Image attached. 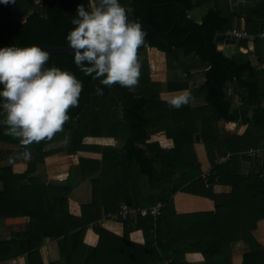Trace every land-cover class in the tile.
I'll return each mask as SVG.
<instances>
[{
    "label": "trees",
    "instance_id": "trees-1",
    "mask_svg": "<svg viewBox=\"0 0 264 264\" xmlns=\"http://www.w3.org/2000/svg\"><path fill=\"white\" fill-rule=\"evenodd\" d=\"M256 1L231 10L227 0L226 9L222 0H121L130 18L159 31L175 23L172 41L187 36L172 43L144 30L145 43L138 49L141 75L133 90L101 85L104 94L98 96L94 89L98 81L75 66L73 54H49L48 63L75 72L83 90L78 106L68 110L71 119L64 128L51 139L27 146L31 159L18 155L23 146L6 135L7 126L0 123V144L14 147H0V219L27 218L24 224L7 226L0 240V264L18 256H25L26 264H43L40 247L48 237L56 239L59 254L48 264H60L61 259L63 264H231L232 237L241 235L234 233H243L246 245L240 264H264V249L252 235L264 218V66L253 65L240 51L226 56L213 40L217 33L237 27L234 22L240 18L247 31H262L264 0ZM78 3L87 8L94 0H41L40 7L35 0L0 3V46H68L65 34ZM240 42L264 46V38ZM146 47L164 53L166 70H197L186 80L165 83L168 91L189 89L188 104L171 108L161 98L162 84L150 77ZM257 58L262 63L259 54ZM197 75L204 79L192 86ZM231 85L240 96L239 106L232 104ZM220 121H239L246 128L241 134L222 136ZM159 132L173 140L172 147L152 140ZM66 138L69 153L91 155H78L76 164L67 173L50 176L52 181L33 175L36 164L49 153L43 147ZM101 138L111 141H95ZM196 141L203 144L208 167L202 168L195 155ZM250 148L260 149V156L246 154ZM225 155L228 158L221 161ZM17 160L26 162L24 171H13ZM242 160L252 164L248 172L241 171ZM207 169L209 175L203 176ZM74 178L87 181L91 191L79 215L69 209ZM217 184L229 185L231 191L217 193L213 189ZM181 194L197 198L201 210L177 208ZM157 199L163 205L156 216L118 220L121 235L98 222L120 203L150 206ZM133 229L143 231L142 244L129 239ZM190 251L200 252L202 259L187 261L184 255Z\"/></svg>",
    "mask_w": 264,
    "mask_h": 264
},
{
    "label": "clouds",
    "instance_id": "clouds-1",
    "mask_svg": "<svg viewBox=\"0 0 264 264\" xmlns=\"http://www.w3.org/2000/svg\"><path fill=\"white\" fill-rule=\"evenodd\" d=\"M69 23L65 40L73 63L98 81L95 94L102 96L104 87L116 84L133 90L141 75L138 49L145 43L139 18H130L121 0H94L87 8L78 3ZM48 61V49L37 43L0 46V123L7 126L6 135L19 140L24 150L18 155L25 160L31 159L28 145L51 139L64 128L71 119L68 110L78 106L83 90L75 72ZM190 98L183 89L165 102L178 109Z\"/></svg>",
    "mask_w": 264,
    "mask_h": 264
},
{
    "label": "crops",
    "instance_id": "crops-1",
    "mask_svg": "<svg viewBox=\"0 0 264 264\" xmlns=\"http://www.w3.org/2000/svg\"><path fill=\"white\" fill-rule=\"evenodd\" d=\"M250 1H251L250 6H253V4L257 2L256 0H250ZM227 6H229L231 10H234L231 8L229 0H227ZM242 7H246V6H242ZM242 7H239V8H242ZM239 8H236V9H239ZM222 9H226V3L224 2V0H222ZM244 22H245L244 18H240L239 21H235L234 24L237 27H244ZM238 51L247 53L249 58L250 56L253 57L252 58L253 65H257L258 67L264 66V46L262 43H260L259 46H255L253 43H247V46H245V45H242L240 42L239 46H236L233 48V51L230 56L235 55ZM144 53H145L146 60L151 66L150 67L151 79L153 81H157L162 84V91L160 92V96L162 99L166 100L167 97L174 95V94H178V92L180 91V90L168 91L165 86L167 79H172L176 81L186 80L189 74L195 73L197 71L196 69H192L190 70L189 73H187L186 71H182L179 69L171 70V71L166 70L165 57H164L163 52H161L160 50L154 47H146ZM257 54H259L262 58V63L260 64H259V59L257 58ZM203 79L204 78L201 75H197L195 79L191 81V83L193 84L192 86L199 85L200 83H202ZM262 90H264V85L262 86ZM229 94L232 95L233 106H239L241 104L240 96L234 93L233 85L230 86ZM262 104H264V101L262 102ZM219 126L222 132V136H226L229 134H241L246 128V124L239 122V121L236 123H223L220 121ZM196 139H197V136H196ZM152 140L158 141L160 145L164 148H170L173 146V140L169 137H166V135L163 134L162 132L152 135ZM65 141H67V138L66 140L53 142L43 147V150L48 151L49 153L43 157L42 162H38L36 164L35 172H33V175H37L39 177H46L47 181L48 180L52 181V178L50 176L55 175V174L67 173L69 166L76 164L78 155L80 154L86 155V156L91 155L88 152H80L78 154L69 153L66 150L67 145L65 144L66 146L63 147ZM95 141L101 142V143H107L111 141V138H101ZM193 147H194L196 157L201 161V167L202 168L208 167L207 157L205 155V150L203 148V144L201 143V141L194 142ZM257 150H260V149H257ZM246 154H248V151L246 152ZM94 155L96 156V154ZM57 159H60L62 163H58ZM59 164L61 165L58 166ZM251 167H252V164L249 161H246V160L241 161V171L242 172H248ZM25 168H26V162L22 160H17L12 163V169L14 172H22L24 171ZM89 188H90V185H89ZM213 189L217 193H229L231 191V187L229 185H224V184H217L213 187ZM81 196L82 195L80 194L79 191H77V189L75 188L72 189L70 197H69V209L73 214L79 215L80 205L90 200V196H89V199L87 201L81 203V200H82V198L80 199ZM178 197L180 198L176 199V203H175V206L177 208H180L181 210H183V208L187 206L186 208L187 210L186 209L185 210L189 212L190 211L195 212V211L201 210L199 207L202 208V205L199 202L197 203V198H195L194 196H189L187 194H181ZM26 221H27V218L24 216L0 219V240H2L7 226H11V225L19 226L21 224H24ZM101 225L107 230L115 234H118V235H121L123 232V225H122V222L120 221L105 220L101 223ZM235 234L242 235L243 233H234L233 235ZM241 235L232 237L233 242L229 246V251L231 255V259H230L231 264H240L241 259H242V254L246 250V245L244 244L243 239L240 237ZM252 235H253V238L264 249V218L259 219L257 221L256 228L252 231ZM235 237L239 239H235ZM129 239L132 242L142 244L144 242L143 231L141 229L131 230L129 232ZM40 254H41L43 264H48L50 261L59 258L56 239L49 238V237L45 238L43 240V244L40 247ZM184 256H185V259L189 262H198L203 257V255L197 251H190L186 253ZM25 262H26L25 256H18L15 259L5 261L3 264H26ZM167 263H168L167 261H164L161 264H167ZM60 264H63L62 259L60 261Z\"/></svg>",
    "mask_w": 264,
    "mask_h": 264
},
{
    "label": "built area",
    "instance_id": "built-area-1",
    "mask_svg": "<svg viewBox=\"0 0 264 264\" xmlns=\"http://www.w3.org/2000/svg\"><path fill=\"white\" fill-rule=\"evenodd\" d=\"M226 36L239 39V40H249L252 41L255 38H264V30L258 33H251L247 31L244 27H232L224 32ZM249 155L260 156L261 152L259 150H254L250 148L248 150ZM228 158V155L221 156L220 160L224 161ZM209 169L203 172V176L209 175ZM163 205L161 200H156L154 204L150 206H138V205H129L127 203H120L118 208L114 211L107 212L104 217H102L98 222L100 224L107 221H118L124 219H136L138 216L152 215L156 216L160 207Z\"/></svg>",
    "mask_w": 264,
    "mask_h": 264
},
{
    "label": "water",
    "instance_id": "water-1",
    "mask_svg": "<svg viewBox=\"0 0 264 264\" xmlns=\"http://www.w3.org/2000/svg\"><path fill=\"white\" fill-rule=\"evenodd\" d=\"M230 6L232 9H236L242 6H250L251 5V1L250 0H229ZM167 4H172V3H167ZM174 5V4H172ZM181 17V13H179V18ZM142 24L143 30L148 31L150 33H153L155 35L164 37L165 39L169 40L172 43H180L183 42L187 36H185V38H183L182 40L178 41V42H174L172 41V39L170 38V33L174 27V24L167 30V31H159L149 25L146 24ZM213 40L218 44L217 48L219 50H221L223 52V54H225L226 56H230L233 48L236 46H239L240 44V40L239 39H233L230 38L228 36H226L225 33H217ZM43 46V45H41ZM44 48H47L49 51V54H55V53H69L72 54L71 49L68 46H43ZM253 57L250 56V59L252 60Z\"/></svg>",
    "mask_w": 264,
    "mask_h": 264
},
{
    "label": "rangeland",
    "instance_id": "rangeland-1",
    "mask_svg": "<svg viewBox=\"0 0 264 264\" xmlns=\"http://www.w3.org/2000/svg\"><path fill=\"white\" fill-rule=\"evenodd\" d=\"M35 1L37 2L38 6L40 7L41 0H35ZM197 11H200V8ZM202 11H203V8L201 9V12ZM66 142L67 141H65L63 147H65L67 145ZM0 147L6 148V149L7 148H9V149L14 148L12 145H7V144H0ZM57 161H58V163H62L60 159H57ZM60 165L61 164H59L58 166H60ZM76 178H74L73 181H72V189L75 188V189H77V191L80 192V194L82 195L80 197V199L82 198V200H81V203H82V202H85V201H87L89 199V196H90V188H89V184H88L87 181H83L81 179H76Z\"/></svg>",
    "mask_w": 264,
    "mask_h": 264
}]
</instances>
